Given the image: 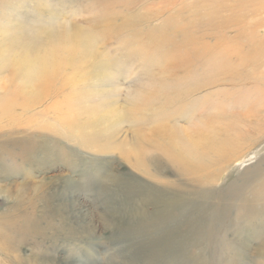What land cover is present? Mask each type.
Instances as JSON below:
<instances>
[{
    "label": "bare ground",
    "instance_id": "6f19581e",
    "mask_svg": "<svg viewBox=\"0 0 264 264\" xmlns=\"http://www.w3.org/2000/svg\"><path fill=\"white\" fill-rule=\"evenodd\" d=\"M94 2L100 5L99 15L87 21L85 27L62 23L50 29L39 28L34 34L26 36L25 31L6 28V24L10 23L8 20L0 25V75L9 71V78L0 87L3 93L0 97V119H11L7 123L12 126L14 109L20 108L27 112L47 100L58 99L44 113L54 111L58 114L59 122L73 123L77 127L76 97L85 90L75 89L78 80L87 77L83 66L88 67L89 71L99 68L108 74V69L114 64L112 57L101 50L104 43L116 42L123 49L134 48L133 54L139 52L138 55L150 54L138 50V44L145 41H150L154 48H163L161 56L167 59L166 64L162 68L161 77L154 82L160 87L158 90L143 91L145 97H141V106L137 107V111L156 106L165 109L176 102L179 103L178 110L185 105L189 111L207 106L209 112L193 115L189 121L193 126L191 129L156 127L148 139L150 152L144 148V139L137 141L132 150L123 152V158L132 162L151 183L145 184L138 178L130 177L123 182L125 187L122 191L110 192L108 196L114 211L104 216V223L108 230L118 235L115 240H132L136 243L140 240L138 248L149 258L148 264H204L200 255H192L189 252L192 249L184 245L193 243L190 240L191 234L197 233L199 226L206 225L204 243L212 249L215 245H211L214 242H211V238L217 233V225L222 217L228 216L225 215L228 210L232 211L238 204L241 213L248 210L261 211L256 209V205L260 206L262 194L258 191L252 198H247L244 190L249 183L264 176L261 169L254 172V176L242 178L241 185L237 182L219 191L214 186L219 173L229 165L240 147H244V142L251 139V147L256 146L264 134V90L261 88L264 87V72L260 69V63L264 61V35L261 33L264 31V16L247 10V0H199L186 8L183 5L176 17L171 19L174 23L168 27L164 23L162 29L155 31L150 28L156 18H153L150 9L143 14L133 12L140 0H121L118 2L121 8L118 9L112 4L115 2L106 5L101 0ZM160 5L165 9L170 6L176 8L172 0H165ZM122 8L123 11H120ZM6 15H1V18ZM182 15L184 22L180 24L176 20ZM162 16L163 13L156 19ZM150 52L153 55L159 54L156 51ZM195 63L207 65V71L197 76L199 83L205 86L203 90H190L189 87L186 88L188 90H165L169 86L180 88L186 84L185 80L193 79L195 73L193 76L191 69ZM178 71H183V78H173V73L176 75ZM69 76H72L71 79ZM169 77L172 79L167 80ZM226 78L228 83L222 82ZM259 80L261 84L253 83ZM206 91L214 93L209 95ZM203 92L205 94L198 96ZM194 95L198 96L195 100L183 101ZM232 95L235 98L229 99ZM229 102L234 104L230 112L226 107ZM108 115H113L116 127L127 118L111 106L100 114L95 112L89 124L98 125ZM199 124L202 126L199 127ZM170 167L177 171L178 178L185 184L179 180L181 183L176 185L165 179V176L174 174ZM96 175L99 177L100 174ZM122 181L120 177L117 183ZM56 195L53 193L49 198L36 200L28 208L30 216H0V249L3 252H6L5 249H13L20 253L25 246L32 247V255L28 258L20 256L19 264H76L75 251L69 248L66 251L68 257L62 258V261L48 255V251H52L51 247H54L53 251L59 252L57 246L63 240V235L60 236L61 228L54 223L56 218L73 221L75 226L81 227L83 233L92 235L84 229L85 215L80 214L78 217L75 207ZM121 195H125V200L121 199ZM42 203L45 204L42 217L31 216L34 208ZM209 210L212 211L211 216L207 214ZM262 216L255 217L259 219ZM246 229L245 225L242 232L248 234ZM50 231L55 233L50 235ZM75 234L76 231L70 233L64 241H75L78 236ZM182 235L185 238L181 239ZM256 235L260 236L261 232H256ZM245 237L246 242L239 243L236 252L229 253L222 249L225 259L223 263L248 262L242 251H245L246 243L252 236ZM85 241L99 242L93 240L92 236H87ZM48 244L51 245L49 248ZM213 262L210 258V263Z\"/></svg>",
    "mask_w": 264,
    "mask_h": 264
},
{
    "label": "rangeland",
    "instance_id": "374dc122",
    "mask_svg": "<svg viewBox=\"0 0 264 264\" xmlns=\"http://www.w3.org/2000/svg\"><path fill=\"white\" fill-rule=\"evenodd\" d=\"M101 1L104 5L115 2L112 3L115 5V9L121 6L118 4L121 0ZM164 1L140 0L139 5L137 4L138 6L133 12L143 14L150 9V13L154 15L153 18H157L159 14L163 13V16L159 20L155 18L154 23L150 26L151 29L157 31L165 25L168 27L171 23H174V20L171 19L176 17L177 11L183 5L186 8V6H190L199 0H172L176 8L170 6L167 9L161 8L160 4H163ZM247 1V10L256 11L264 16V0ZM99 10L100 5L96 4L94 0H0V25L8 20L11 24H6V28L25 31V35L29 36L39 28L50 29L62 23L85 27L87 21L99 15ZM120 11H123V8ZM2 13L7 14L6 17L1 18ZM202 13H205V10H202ZM225 15L227 16V14ZM176 21L181 24L184 22V16L177 17ZM164 23L165 25H163ZM261 33L264 35V31ZM137 47H140L138 50L142 49L150 54L138 55L139 52L133 54L134 48L123 49L116 42L104 43L101 50L106 54L108 53L114 61V64L108 69V74L103 73L99 68L89 71L88 67L83 66L84 72L87 71V77L78 80L75 89L85 90L80 96L76 97L78 105L76 106L75 116L78 120V126L81 125L82 127H75L73 123L59 122L58 114L54 111L44 113L48 106L58 99L47 100L41 106L27 112L20 108L14 109L12 114L14 125L12 124V126L11 123H7L11 119H0V216H13L14 214L30 216L28 215V208H31L36 200H42V197L49 198L48 196L53 193L61 199L64 198L66 201H63L67 204L75 207L78 217L80 214L85 215L86 228L84 229H87L88 234L92 235L83 233L81 227L75 226L73 221L56 218L54 223L61 228L63 233L61 232L60 236L63 235L61 237L63 240L57 246L59 252L53 251L54 247H51L52 251H48V255L50 258L52 255L57 261H62V258L68 257L66 251L72 249L75 251V257H73L76 264H148L149 258H146L142 250L138 248L140 240L138 243L132 240H115L118 235L108 230L104 223V216H109L114 211L113 206H111V198L108 196L110 192L124 189L123 182L130 177L138 178L145 184L151 183L144 173L133 166L132 162L123 158V152L132 150L134 144L141 139H144L146 151L150 152L151 146L148 139L156 127L191 129L193 126L189 121L193 115L200 112L202 114L203 111L209 112V110H206L209 109L207 106L189 111L185 105L184 108L178 110L179 103L176 102L165 109L156 106L137 111V107L141 106V97H145V94H142L143 91L147 89L158 90V87H160L154 82L161 77L162 68L167 60L161 56L164 49L154 48L150 41L149 43L145 41L141 45L138 44ZM127 51L129 52L127 53ZM150 51H156V54H159L153 55ZM130 56L132 59H129ZM260 65L263 73V60ZM204 71H207L206 64L197 65L195 63V66L191 69L193 76L195 73L193 79L185 80L186 84L180 88L168 85L169 87L165 90H203L205 86L199 83L200 79L197 76ZM182 72L178 71L176 75L173 73V78L178 76L183 78L184 73L182 74ZM8 76L9 71L1 73L0 87L4 86L9 78ZM71 77L69 76L70 79ZM166 79L170 80L172 78ZM228 81V78H226L222 82L228 83ZM260 81H254L253 83L259 85L261 84ZM261 88L264 90V87ZM65 90H69V88H65ZM206 92L209 95L214 93L211 91ZM2 94V90H0V97L3 96ZM203 94L205 92L198 94V96ZM198 96L194 95V97L183 101L189 102L191 99L195 100ZM229 97V99L235 98L233 95ZM231 105L234 104L229 102V105L226 106L229 112L232 111L230 109ZM106 106L108 107L105 108ZM111 106L127 116L119 127L115 126L113 115L104 116V119L98 125L89 124V120L95 112L100 114L104 110L110 109ZM237 110H239L238 107ZM167 114L171 115L165 118ZM244 143V147H240L235 156L232 157L229 165L219 173L214 186L216 191L225 190L237 182L241 185L243 184L242 178L253 175L254 172L260 171V169L264 171V134L258 139L256 146L251 147V139ZM161 156L163 155L161 154ZM165 160L167 159L165 158ZM256 167L257 169H255ZM170 171L174 174L165 176L167 181L176 185L181 182L185 184L178 178V173L173 167H170ZM96 174H100L99 177ZM120 177L123 181L119 184L117 180ZM244 190L247 192L245 196L249 198L259 192V194H262L260 206L259 204L256 205L257 207L255 206L256 209L259 208L261 211L248 210L241 213L238 204L233 207L232 211L228 210L229 212L225 213L228 216L222 217V221H219L217 225V233L211 238V242L214 241L211 245H215V248H212L213 250L209 244L204 243V240H206L204 239L205 224L202 227L199 226L197 233L191 234L192 244L189 242V244H184L192 249L189 250L192 255L194 253L197 256L200 255L204 264H211L210 258L214 260L213 264H225V262L223 263L225 259L222 249L228 250L229 253L236 252L239 243L246 242L244 240L245 236H252V239H249L246 243L245 251H242L245 252V257L248 259L245 264H264V176L249 183ZM121 199L125 200V195H121ZM44 206L45 204L42 203L35 207L31 216H34V218L42 217L45 210ZM151 211L152 209L149 208V212ZM201 212L203 211L201 210ZM207 214L212 215V211L209 210ZM258 215L263 216L258 219L255 217ZM181 223L185 222L181 221ZM245 225L248 234L242 232ZM43 227L45 228L46 225L43 224ZM182 227L184 228V224H182ZM74 231L77 232L78 239H84L79 241L76 238L75 241H64ZM259 231L261 235L257 236L256 232ZM54 233L53 231L49 232L50 235ZM242 234L244 236L241 237ZM184 235L180 238H185ZM197 235H200L199 238H197ZM87 236H92L93 240L99 242H86L85 238ZM50 246L48 244V248ZM5 250L6 252H3L0 249V264H19L18 258L20 256L28 258L32 255L30 245L25 246L20 253L14 252L13 249ZM212 252L213 256L211 257Z\"/></svg>",
    "mask_w": 264,
    "mask_h": 264
}]
</instances>
